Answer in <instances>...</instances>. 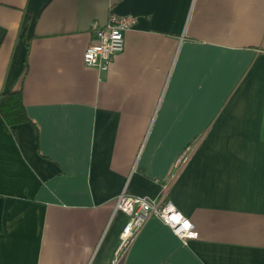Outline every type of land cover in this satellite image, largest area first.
<instances>
[{
  "label": "crops",
  "instance_id": "0c3cea01",
  "mask_svg": "<svg viewBox=\"0 0 264 264\" xmlns=\"http://www.w3.org/2000/svg\"><path fill=\"white\" fill-rule=\"evenodd\" d=\"M110 13L137 22L100 71L83 53ZM16 87L0 264H110L116 195L165 182L198 236L151 216L117 264H264V0H0V92Z\"/></svg>",
  "mask_w": 264,
  "mask_h": 264
},
{
  "label": "built area",
  "instance_id": "2783aa9c",
  "mask_svg": "<svg viewBox=\"0 0 264 264\" xmlns=\"http://www.w3.org/2000/svg\"><path fill=\"white\" fill-rule=\"evenodd\" d=\"M136 22L137 17L133 14L115 13H110L104 24L92 22L93 40L84 50V64L100 71L108 70L114 56L124 48V32L133 27ZM189 150V147H185L174 160V171L177 172L185 164ZM167 188L168 183H163L162 195L159 199L129 193L126 189L116 195L114 211L123 212L127 219L121 229L120 242L110 264H117L120 261L134 235L151 216L159 218L168 225L180 237L183 244L198 236L191 220L171 200H163Z\"/></svg>",
  "mask_w": 264,
  "mask_h": 264
},
{
  "label": "trees",
  "instance_id": "16d2710c",
  "mask_svg": "<svg viewBox=\"0 0 264 264\" xmlns=\"http://www.w3.org/2000/svg\"><path fill=\"white\" fill-rule=\"evenodd\" d=\"M24 61L26 63V57ZM0 115L5 123L11 127L14 135L16 125L29 121L20 87L0 92Z\"/></svg>",
  "mask_w": 264,
  "mask_h": 264
}]
</instances>
